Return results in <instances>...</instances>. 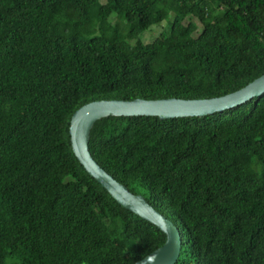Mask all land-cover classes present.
<instances>
[{"label": "trees", "instance_id": "trees-1", "mask_svg": "<svg viewBox=\"0 0 264 264\" xmlns=\"http://www.w3.org/2000/svg\"><path fill=\"white\" fill-rule=\"evenodd\" d=\"M263 73L264 0H0V264H135L162 246L78 161L72 114L220 97ZM88 149L178 228L174 264H264V94L205 116L102 118Z\"/></svg>", "mask_w": 264, "mask_h": 264}, {"label": "water", "instance_id": "water-1", "mask_svg": "<svg viewBox=\"0 0 264 264\" xmlns=\"http://www.w3.org/2000/svg\"><path fill=\"white\" fill-rule=\"evenodd\" d=\"M264 94V73L241 89L210 99L99 100L78 108L71 116L69 134L72 150L84 169L103 186L122 207L154 224L166 236L165 243L135 264H174L181 249L178 228L156 211L140 194L109 175L91 156L88 149L90 130L97 120L109 116H157L161 120L205 116L242 105Z\"/></svg>", "mask_w": 264, "mask_h": 264}, {"label": "rangeland", "instance_id": "rangeland-1", "mask_svg": "<svg viewBox=\"0 0 264 264\" xmlns=\"http://www.w3.org/2000/svg\"><path fill=\"white\" fill-rule=\"evenodd\" d=\"M100 24L110 28L109 24L106 22H101L99 21ZM167 21H164L160 26H154L151 29L145 31L144 33H142V35L140 36V38L142 40H151L154 36H156L160 30H162L164 27H166Z\"/></svg>", "mask_w": 264, "mask_h": 264}]
</instances>
